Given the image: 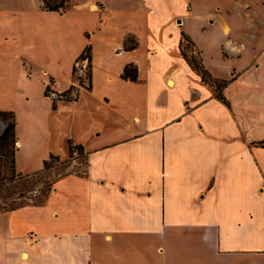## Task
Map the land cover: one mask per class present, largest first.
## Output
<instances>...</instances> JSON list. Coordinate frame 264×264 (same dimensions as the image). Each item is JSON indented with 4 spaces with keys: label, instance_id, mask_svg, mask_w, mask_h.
Listing matches in <instances>:
<instances>
[{
    "label": "crops",
    "instance_id": "obj_1",
    "mask_svg": "<svg viewBox=\"0 0 264 264\" xmlns=\"http://www.w3.org/2000/svg\"><path fill=\"white\" fill-rule=\"evenodd\" d=\"M71 4L0 0V111L15 114L17 172L68 159L70 140L87 154L44 205L0 211V264H264V1ZM183 32L231 80L228 105L183 58ZM87 46L90 89L55 107L48 84L68 90Z\"/></svg>",
    "mask_w": 264,
    "mask_h": 264
},
{
    "label": "trees",
    "instance_id": "obj_2",
    "mask_svg": "<svg viewBox=\"0 0 264 264\" xmlns=\"http://www.w3.org/2000/svg\"><path fill=\"white\" fill-rule=\"evenodd\" d=\"M44 10L48 12H58L64 13L68 11L71 7V0H42ZM137 47V42L128 37L126 39L125 48L126 50H134ZM180 51L185 59V61L190 65V67L201 76L202 81L208 84L216 94V97L226 103L228 105V101L224 96V89L230 84L231 80H223L215 78L209 70L206 68L202 56V52L194 42V40L185 32L182 34V40L180 43ZM88 55L92 62V55H91V47L87 46L84 53L80 56ZM123 79L130 80V81H137L138 80V67L134 64H128L124 72L122 74ZM47 94V91H46ZM56 107V104L54 103ZM0 119L6 122V128L3 133L0 135V191L6 189L10 186H17L20 187L24 186L26 188H30L29 185L33 178L42 177L47 171L52 169L54 166L59 164H69L73 161L74 158H77L74 153L77 152L79 158L82 157L87 162V154L85 152V148L81 145L74 144L72 140L69 141V157L66 160H62L60 157L51 155L50 159L45 161L44 169L36 172L34 174L24 175L18 173L16 170V153L18 150V140L16 137V119L14 112L9 111H0ZM257 145L264 147V141L259 142ZM71 172L66 173V175L70 174ZM64 176V175H62ZM54 182L53 184H55ZM54 185H50L48 190L44 193L43 198H38L37 201H32V203H24L19 202L16 203L17 200L13 199L11 202L4 203V207L0 206L1 212H10L15 211L17 209L34 205H44L50 193L53 190ZM11 194H4L2 198L6 201L10 198ZM24 199V192L20 193V199Z\"/></svg>",
    "mask_w": 264,
    "mask_h": 264
},
{
    "label": "rangeland",
    "instance_id": "obj_3",
    "mask_svg": "<svg viewBox=\"0 0 264 264\" xmlns=\"http://www.w3.org/2000/svg\"><path fill=\"white\" fill-rule=\"evenodd\" d=\"M196 1V0H192ZM264 1V0H263ZM75 159V158H74ZM73 159V160H74ZM77 159V158H76ZM86 170V160L82 157L78 159V165L73 164L72 161L69 164H59L47 171L42 177L33 178L31 184H27L30 188L24 186H10L0 191V206L4 207V203L11 202L13 199L17 200L16 203H32L37 201L38 198H43L44 193L48 190L50 185H54L61 175H66L68 172H81ZM24 192V199H20V193ZM10 198L6 201L2 198V195L11 194Z\"/></svg>",
    "mask_w": 264,
    "mask_h": 264
},
{
    "label": "built area",
    "instance_id": "obj_4",
    "mask_svg": "<svg viewBox=\"0 0 264 264\" xmlns=\"http://www.w3.org/2000/svg\"><path fill=\"white\" fill-rule=\"evenodd\" d=\"M91 68L92 62L88 55L79 57L74 64L73 85L68 90L58 93L53 89V84L50 83L46 89L47 96L54 101V103L76 100L81 90H88L91 87ZM74 155L79 159L77 152H75ZM74 160L77 159L75 158Z\"/></svg>",
    "mask_w": 264,
    "mask_h": 264
},
{
    "label": "bare ground",
    "instance_id": "obj_5",
    "mask_svg": "<svg viewBox=\"0 0 264 264\" xmlns=\"http://www.w3.org/2000/svg\"><path fill=\"white\" fill-rule=\"evenodd\" d=\"M94 9H96V7H94ZM172 84H173V83L171 82V85H172ZM24 258L26 259V258H27V256L25 255V256H24Z\"/></svg>",
    "mask_w": 264,
    "mask_h": 264
}]
</instances>
